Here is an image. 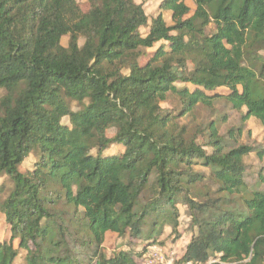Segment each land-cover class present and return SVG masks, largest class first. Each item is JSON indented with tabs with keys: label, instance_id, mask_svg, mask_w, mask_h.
<instances>
[{
	"label": "trees",
	"instance_id": "trees-1",
	"mask_svg": "<svg viewBox=\"0 0 264 264\" xmlns=\"http://www.w3.org/2000/svg\"><path fill=\"white\" fill-rule=\"evenodd\" d=\"M190 1L160 2L169 25L134 0H0V264H138L165 227L181 237L178 205L195 230L177 264H264V143L219 134L226 115L179 123L223 101L264 130V0ZM107 232L129 242L108 255Z\"/></svg>",
	"mask_w": 264,
	"mask_h": 264
},
{
	"label": "rangeland",
	"instance_id": "rangeland-1",
	"mask_svg": "<svg viewBox=\"0 0 264 264\" xmlns=\"http://www.w3.org/2000/svg\"><path fill=\"white\" fill-rule=\"evenodd\" d=\"M78 6L80 7L81 11L85 12L89 4L87 0H76ZM136 3H140L143 5L144 11L148 18V24H150L151 20L155 18L159 13H161L169 25H172L173 22L171 20V12L169 11H160L159 4L162 0H134ZM186 3L190 6L191 12L189 15L192 14L194 10V4L190 0H186ZM140 32L145 34L148 30V27H141ZM67 36L62 38V44L66 45L67 43ZM82 43V39L80 40ZM164 44L163 42L156 43L154 47L145 49V54L139 57V63L144 64L148 58L152 55V53L161 45ZM189 64V68H190ZM216 92L224 93L227 92L225 88H219ZM3 94V91L0 90V95ZM160 106L167 110L176 112V110L180 107L178 100L173 95H170L167 100L160 103ZM70 107L72 110H77L79 108L76 102H71ZM226 115L227 119L225 122H220L218 124V132L219 134H226L230 128H238L242 126V134L238 138L240 143L246 144H261L264 143V130L259 122L254 118H249L247 121L243 122L241 119V112L234 111L230 109L228 104H225L223 101H216L213 103L212 106H198L195 111L181 119H179L180 124H186L190 130V133H197L196 129L205 127L210 121L213 119H219L220 116ZM62 123L69 124L68 118L64 117L62 119ZM244 123V124H243ZM115 130L113 128H109L107 130V135L110 137L114 134ZM197 141L202 143V135H197ZM123 147L120 145L113 144L111 145L106 153L112 154L116 152L122 151ZM34 161H36V157L33 154H30L22 164L19 166V170L25 172L30 170ZM246 162L250 164H258L254 155L251 154L246 157ZM200 169V167H197ZM3 184V193L0 195V200H3L4 197L8 194L9 190L12 187V182L6 175H2L0 177V185ZM199 188L204 190L203 185H199ZM211 188V187H210ZM179 209V230L181 231V237L178 240L173 241V236H168L170 233V229L165 227V230L162 236L159 238L165 241L164 245L159 244H152L150 246H159L161 248V255L163 257V263L154 262L151 257H147L148 249L146 253L142 257H136V262L138 264H166L171 262V264H177L178 259L184 253L185 246L191 237L192 233H194V228L189 226V217L186 215V206L185 205H178ZM9 225L5 222L3 214L0 213V241H4L9 238ZM128 237V236H127ZM125 239H118L117 236L113 232H107L105 236L104 242V252L110 255L113 251V247L124 243V241L129 242L128 238ZM134 243H136L137 249H142V243L136 239H133ZM118 248V247H117ZM24 252H21L16 259L14 260L13 264H21L23 261ZM212 260V259H211Z\"/></svg>",
	"mask_w": 264,
	"mask_h": 264
},
{
	"label": "built area",
	"instance_id": "built-area-1",
	"mask_svg": "<svg viewBox=\"0 0 264 264\" xmlns=\"http://www.w3.org/2000/svg\"><path fill=\"white\" fill-rule=\"evenodd\" d=\"M147 257H151L154 262L163 263V257L161 255V248L159 246H150L148 249ZM166 264H171L168 262ZM181 264H193L191 261H185Z\"/></svg>",
	"mask_w": 264,
	"mask_h": 264
}]
</instances>
